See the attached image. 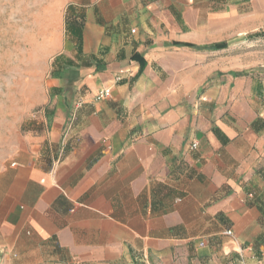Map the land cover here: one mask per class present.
Returning <instances> with one entry per match:
<instances>
[{
  "label": "crops",
  "instance_id": "crops-1",
  "mask_svg": "<svg viewBox=\"0 0 264 264\" xmlns=\"http://www.w3.org/2000/svg\"><path fill=\"white\" fill-rule=\"evenodd\" d=\"M247 1H66L74 62L55 67L47 159L0 174V264H264V130L210 82L202 101L217 52L177 44L215 42Z\"/></svg>",
  "mask_w": 264,
  "mask_h": 264
},
{
  "label": "rangeland",
  "instance_id": "rangeland-1",
  "mask_svg": "<svg viewBox=\"0 0 264 264\" xmlns=\"http://www.w3.org/2000/svg\"><path fill=\"white\" fill-rule=\"evenodd\" d=\"M66 1L0 0V174L28 155L47 159L56 107L50 85L57 76L58 59L62 63L72 60L58 55L66 40ZM216 36L210 44L177 42L217 52L216 69L202 72L211 78L196 93L207 101L209 84L216 85L217 100L227 98L226 102L221 99L216 110L231 112L230 119L240 126L250 122L256 131H262L264 0L240 2L226 22L218 23ZM72 77L68 72V79Z\"/></svg>",
  "mask_w": 264,
  "mask_h": 264
},
{
  "label": "built area",
  "instance_id": "built-area-1",
  "mask_svg": "<svg viewBox=\"0 0 264 264\" xmlns=\"http://www.w3.org/2000/svg\"><path fill=\"white\" fill-rule=\"evenodd\" d=\"M111 94V88H103L101 89L98 94H97V98L98 99H102L104 97H107ZM229 234H232V231H228Z\"/></svg>",
  "mask_w": 264,
  "mask_h": 264
},
{
  "label": "trees",
  "instance_id": "trees-1",
  "mask_svg": "<svg viewBox=\"0 0 264 264\" xmlns=\"http://www.w3.org/2000/svg\"><path fill=\"white\" fill-rule=\"evenodd\" d=\"M183 45H186V46H192V44H189V43H184ZM225 46V44H217L216 47H223ZM74 61L73 60H70V64H72Z\"/></svg>",
  "mask_w": 264,
  "mask_h": 264
}]
</instances>
